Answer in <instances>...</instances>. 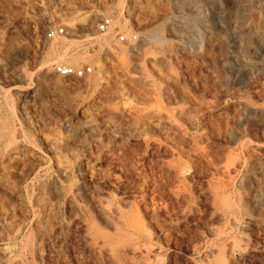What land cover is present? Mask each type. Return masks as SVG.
<instances>
[{
  "label": "rangeland",
  "instance_id": "rangeland-1",
  "mask_svg": "<svg viewBox=\"0 0 264 264\" xmlns=\"http://www.w3.org/2000/svg\"><path fill=\"white\" fill-rule=\"evenodd\" d=\"M0 264H264V0H0Z\"/></svg>",
  "mask_w": 264,
  "mask_h": 264
},
{
  "label": "built area",
  "instance_id": "built-area-1",
  "mask_svg": "<svg viewBox=\"0 0 264 264\" xmlns=\"http://www.w3.org/2000/svg\"><path fill=\"white\" fill-rule=\"evenodd\" d=\"M95 30L98 33L99 32L105 33L108 30H113L114 39L117 42H125L128 40L131 42H135L137 39L136 34L132 32H130L129 35L125 37L124 31L121 30L119 26L114 23L110 15L101 16L95 23ZM64 33L65 31L63 27L59 26L46 31L45 37L48 39H52L53 37L57 35H62ZM91 72H92V68L87 64H82L76 67H72L65 64H59V63L53 65V73L61 77L83 78L89 75Z\"/></svg>",
  "mask_w": 264,
  "mask_h": 264
},
{
  "label": "bare ground",
  "instance_id": "bare-ground-1",
  "mask_svg": "<svg viewBox=\"0 0 264 264\" xmlns=\"http://www.w3.org/2000/svg\"><path fill=\"white\" fill-rule=\"evenodd\" d=\"M176 1H178V0H176ZM179 1H180V0H179ZM178 3L180 4V2H178ZM177 5H178V4H177ZM180 6H181V5H180ZM180 6H178V7H180ZM181 8H182V7H181ZM182 25H183V24H182ZM184 26H185V25H184ZM184 26H183V27H181V28L183 29V28H184ZM179 29H180V28H179ZM190 29H191V28H190ZM175 30H176V29H175ZM177 31H178V30H177ZM107 32H108V31H107ZM178 32H179L180 34H185V35H188L185 29H183V30H181V31L179 30ZM105 33H106V32H105ZM179 36H180V35H179ZM181 36H182V35H181ZM189 36H190V35H189ZM189 36H188V37H189ZM62 54H63V55H65L66 53H65V52H63ZM66 55H67V54H66ZM59 56H60V55H59ZM59 58H60V57H59ZM62 58H63V57H62ZM64 59H65V58H64ZM61 60H62V59H61Z\"/></svg>",
  "mask_w": 264,
  "mask_h": 264
}]
</instances>
